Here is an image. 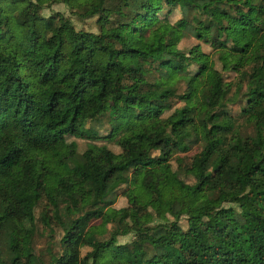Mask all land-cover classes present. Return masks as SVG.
Returning a JSON list of instances; mask_svg holds the SVG:
<instances>
[{"label": "trees", "instance_id": "trees-1", "mask_svg": "<svg viewBox=\"0 0 264 264\" xmlns=\"http://www.w3.org/2000/svg\"><path fill=\"white\" fill-rule=\"evenodd\" d=\"M0 264H264V0H0Z\"/></svg>", "mask_w": 264, "mask_h": 264}, {"label": "rangeland", "instance_id": "rangeland-1", "mask_svg": "<svg viewBox=\"0 0 264 264\" xmlns=\"http://www.w3.org/2000/svg\"><path fill=\"white\" fill-rule=\"evenodd\" d=\"M50 10L52 11H61V12H64V14L68 15V16H71L72 17V21L74 22L75 24V27L77 29L79 28H85V29H92V30H95V26L93 25L92 21L90 19L84 21V22H80V21H77L75 19V16H73L72 14L69 13L68 9L63 5V4H55V5H52ZM49 10H45V13H48ZM178 15L176 14L175 15V18H177ZM198 41L194 38V37H191V36H186L184 37L180 43H179V48L180 49H183L184 51L188 50L191 46H193L194 44H196ZM204 51H209L210 48L205 46V45H202ZM225 80L226 81H231L234 77V74L233 73H225ZM181 103H177L176 106H179ZM230 109H231V113L237 117V114L239 112V104H233V105H230ZM109 111V114L110 115H113L114 113L113 110L111 109H108ZM106 127L107 125L104 123V124H101V123H97V124H94L93 125V128H95L99 133L101 132H105L106 131ZM124 139V137L121 139L120 137V141L122 142V140ZM69 140H75L77 143H78V149L79 151H82L86 144H87V140L83 139V138H79V137H69ZM96 143H105L113 152L115 153H118L120 151V147L115 143V142H102V141H94ZM199 150V146L197 145H193L191 148H189V150L185 147V146H180L179 147V150L176 154V159L175 161H173V167L174 168H179L180 171H182L185 167H186V164L189 162V157L191 155H193V153L197 152ZM184 179L187 181V182H190L192 183L193 182V179L192 178H189L187 176H184ZM55 185V181L54 180H50V181H44L38 188H37V196L39 198V200L41 201L40 205H43L44 204V201H45V198H46V194L48 192H50L53 187ZM30 191H34V189L31 187H29ZM127 205V199L123 196H117L114 203H113V207L115 208H120V207H123V206H126ZM57 232H59V230H57ZM132 238V236L130 234L128 235H124V236H119L118 237V242L119 243H124V242H127V241H130V239ZM48 241V238L46 236H42V235H37L36 236V239H35V248L37 250V252H39L40 250L44 251L45 250V247L47 246V242ZM88 248H84L83 249V252H85V250H87Z\"/></svg>", "mask_w": 264, "mask_h": 264}]
</instances>
